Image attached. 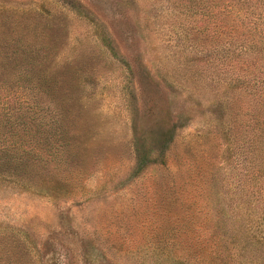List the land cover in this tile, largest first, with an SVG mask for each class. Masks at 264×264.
Returning <instances> with one entry per match:
<instances>
[{
    "label": "rangeland",
    "instance_id": "374dc122",
    "mask_svg": "<svg viewBox=\"0 0 264 264\" xmlns=\"http://www.w3.org/2000/svg\"><path fill=\"white\" fill-rule=\"evenodd\" d=\"M199 1L0 0V264H264V0Z\"/></svg>",
    "mask_w": 264,
    "mask_h": 264
},
{
    "label": "trees",
    "instance_id": "16d2710c",
    "mask_svg": "<svg viewBox=\"0 0 264 264\" xmlns=\"http://www.w3.org/2000/svg\"><path fill=\"white\" fill-rule=\"evenodd\" d=\"M194 1L191 3H187L185 5L184 11L189 14H191L192 7L202 5V3L199 0H189ZM232 0H212L210 3L212 5L210 9V18L206 19L205 21L209 23L211 26V23L213 25V34L211 35L212 42L210 45L211 49H214L213 51H218L221 48H224L227 46L231 40V37L227 36V33L230 35L235 34L237 31H231V29H235L234 25H232L227 19H224L223 17H229L233 12H236L237 16L239 17L240 22L244 21L246 19L245 13L241 12V8L235 9H229L227 2ZM235 1H242V0H235ZM203 6V5H202ZM203 9V10H201ZM233 10V11H232ZM199 13H193L198 14L201 17L205 16L207 17L209 14L208 12L204 11V7H200ZM264 12V11H263ZM204 17V18H205ZM239 23V24H241ZM241 25H246L244 22ZM191 28V27H190ZM241 38L245 39L244 31L243 29H240ZM210 40V39H208ZM212 51V52H213ZM232 55H222L217 56L216 58H213L214 60H220V61H228L229 58ZM225 57V58H224ZM217 62V61H216ZM227 63V62H226ZM230 64V63H228ZM233 62H231L230 65H228L229 69H232ZM0 66H4V56L0 55ZM2 80V75L0 74V81ZM233 81V79H232ZM244 105V110L241 111L244 115V121L242 123L243 129H241V139L238 137V139L241 141V144L246 146V155H249L248 158V164H247V171L251 178L259 177L264 180V93H259L255 96H252L250 100L248 99ZM224 110H228V107L224 106ZM263 108V109H262ZM262 114V115H261ZM240 121V120H239ZM226 132H227V126ZM238 123H236V126L234 127V133H237ZM229 131V130H228ZM233 136L237 139L235 134ZM237 139V140H238ZM19 144L17 143V148L19 147ZM248 147V148H247ZM3 147H0V152H4L5 149H2ZM0 157H2V154H0ZM1 168V163H0ZM2 169H0V172ZM200 256V254H199ZM215 257V255H214Z\"/></svg>",
    "mask_w": 264,
    "mask_h": 264
}]
</instances>
